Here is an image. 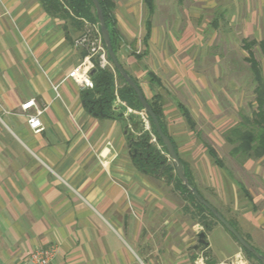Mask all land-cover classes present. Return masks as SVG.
<instances>
[{"label":"crops","instance_id":"0c3cea01","mask_svg":"<svg viewBox=\"0 0 264 264\" xmlns=\"http://www.w3.org/2000/svg\"><path fill=\"white\" fill-rule=\"evenodd\" d=\"M112 1L118 59L147 100H160L191 184L264 255V157L231 155L227 135L243 106L220 42L211 50L220 31L244 30L232 43L264 77V0H152V13L146 0ZM81 32L42 0H0V264H27L53 245L54 264H258L204 213L207 232L174 169L136 165L140 121L125 102L106 117L87 104L93 90L68 78L88 55L75 46ZM31 100L43 111L40 133L22 110Z\"/></svg>","mask_w":264,"mask_h":264},{"label":"trees","instance_id":"16d2710c","mask_svg":"<svg viewBox=\"0 0 264 264\" xmlns=\"http://www.w3.org/2000/svg\"><path fill=\"white\" fill-rule=\"evenodd\" d=\"M42 1L50 12H53L60 16H65L67 19L71 20L73 23H76L81 28H83L85 25L88 24L92 26L97 25L99 27L96 9L91 0H42ZM99 2L104 13L106 25L110 32L113 49L118 57L119 45H118V36L115 28L116 26H115V17H114L115 4L112 0H99ZM146 2L148 3L149 10L152 13V11L154 10V4L152 0H146ZM108 59L112 64L109 56ZM248 63L250 64V68L254 76V81L256 83L255 94H256L257 107L255 111L252 112V117L242 116V122L236 128L232 129L227 135V141L233 146V149L231 151L232 157L237 158L242 162L250 158L260 159L264 157V77L261 66L259 62L255 60L254 57L249 58ZM92 77L95 84V88L93 90V93H89L88 95L99 96L102 101L103 108L111 107V113L113 114V116L115 114H119V112L115 113V111H113V108L117 106V102L119 98L121 101L125 102L130 108L144 112L147 115V117L150 119L149 115L144 111L138 99L137 94L132 89H130V87L125 83V81L120 76V74L115 70V68L101 69L97 67L94 70ZM117 81L123 84L122 88L117 89L116 86ZM147 101L149 102L153 111L157 115L163 132L168 136L164 124L163 106L160 100L158 98H155V100H147ZM87 104H91V103L88 102ZM185 114L187 117H189V121H190V116L188 115V113ZM151 124L153 128V132L156 134L152 121ZM139 128L141 129L142 132L143 127L139 125ZM138 138L139 139L136 140L137 142L135 143H132L131 141L132 146L137 145L138 146L137 149H139V151L142 153L136 158L135 160L136 165L140 168H144V169L149 168L159 171L163 167V164H167L166 158H164L154 148L152 144H151V148L148 149V145H150L149 133L147 132L143 133ZM158 141L164 148V151L167 153V150L164 147L162 141L159 138ZM210 152L212 156L216 159L218 164L224 168L225 164L217 156L216 152L214 150H211ZM177 183L179 188L182 190V192L185 193L188 196L189 200L193 204H195L196 207L199 209V212L201 214L200 216L201 221L205 225L207 232L210 231L211 224L208 223V217L204 213H207L209 217L215 222L217 223L219 222L216 220V218L213 216L211 212H209L204 206H202L196 200V198L189 193V191L181 183L179 178H177ZM244 252L249 260L261 264L251 253L247 252L246 250H244Z\"/></svg>","mask_w":264,"mask_h":264},{"label":"water","instance_id":"95a60500","mask_svg":"<svg viewBox=\"0 0 264 264\" xmlns=\"http://www.w3.org/2000/svg\"><path fill=\"white\" fill-rule=\"evenodd\" d=\"M95 6L98 22H99V28H100V34L103 40V43L105 45V48L107 50L108 56L115 68V70L120 74V76L123 78L125 83L132 89L138 96V99L144 109V111L149 115L155 132L158 136V138L162 141L164 147L167 150L168 157L172 161L171 164H163V167L160 170L159 174H162L167 168L174 169L176 175L178 176L181 183L186 187V189L189 191L190 194H192L196 200L204 206L209 212L213 214V216L216 218V220L222 224L239 242V244L242 246L244 250L251 253L261 264H264V255H262L259 251H257L247 240H245L241 234L232 226L231 223H229L223 215L214 207L212 206L207 200H205L201 194L197 191L195 187L191 184L189 178L186 175V169L183 164V162L180 160L179 155L176 151V148L171 141V139L163 132L160 121L153 111L151 105L147 101L146 97L144 96L141 88L138 86V84L135 82V80L129 75V73L125 70L121 62L119 61L111 42V36L109 29L106 25L104 13L102 10V7L100 5L99 0H91ZM94 73V72H93ZM86 102H89L93 105V108L95 105L99 104L100 111L96 113L97 116L106 117L109 116L111 113V107L103 108L102 101L99 96H91L87 95ZM130 120H132V117H130ZM141 126L140 122L137 123L135 126L136 128ZM129 127L126 129V133H128ZM139 139V138H138ZM137 139V140H138ZM137 142L135 139L132 140V143ZM151 148V144L148 145V149ZM142 153L137 148H132L131 155L133 159H136L139 155ZM200 244L206 245V235L205 233H201L200 236ZM205 264H218L216 260L213 259H207L205 260Z\"/></svg>","mask_w":264,"mask_h":264},{"label":"built area","instance_id":"2783aa9c","mask_svg":"<svg viewBox=\"0 0 264 264\" xmlns=\"http://www.w3.org/2000/svg\"><path fill=\"white\" fill-rule=\"evenodd\" d=\"M86 33L81 38L75 41V46L84 48L88 55L83 61L68 75V78L74 80L82 90H94L95 84L93 81L92 74L94 70L99 67L101 69H114L110 63L107 50L103 43L101 34L94 37V40L91 38L89 33ZM92 46V47H91ZM141 51L138 50L137 54H140ZM54 90L57 92L58 87H54ZM118 102L120 99L118 98ZM35 108L36 113L29 114L28 111ZM22 110L26 113L27 122L31 129L36 133H40L44 130V127L40 121V117L43 114V111L37 108L36 101L31 100L22 106ZM131 114L136 113L132 108L129 109ZM138 118L142 125L144 126L143 133H149L150 135V144L158 146L159 145L158 137L156 134L151 131L150 120L144 112L138 114ZM140 134V136L142 135ZM59 253L57 246L53 245L47 248H42L34 251L30 254L27 264H54V260Z\"/></svg>","mask_w":264,"mask_h":264},{"label":"rangeland","instance_id":"374dc122","mask_svg":"<svg viewBox=\"0 0 264 264\" xmlns=\"http://www.w3.org/2000/svg\"><path fill=\"white\" fill-rule=\"evenodd\" d=\"M90 31L91 38L94 40V37L100 35V30L97 25H85L82 28V32L79 38L84 36L86 33ZM244 30H229L225 29L220 31V33H216L218 36V39L215 41V45L211 50H214L217 52V43L220 42V50L219 52L222 53L223 57L225 58L224 66L226 67V84L232 83L235 84L237 88H239V92L236 91L235 95L236 97H240V100L242 102V115L248 116L250 112L255 111L256 109V94H255V89H256V83L254 81V76L250 68V64H248L245 61V57H247V54L244 53L242 50H240V45L239 44H233L232 40L233 37L236 39H240L241 37L244 36L243 33ZM212 31H210L209 35L211 36ZM242 33V34H241ZM216 36V35H215ZM217 38V37H216ZM224 41V42H223ZM231 42V43H230ZM223 43H225L223 45ZM92 47V46H91ZM258 57V59L263 58L262 52L260 49H256L254 52ZM221 63V64H222ZM234 95V93H232ZM134 110V109H133ZM136 113H133L134 116H139L138 114L142 111H137L135 110ZM139 119V118H138ZM150 120V119H149ZM140 121V120H139ZM141 126L144 128L142 123L140 122ZM151 124V121H150ZM151 131L153 132L152 124H151ZM142 134V132H141ZM155 134V133H154ZM140 137V134H139ZM151 139V138H150ZM149 139V143H150ZM161 146V149L158 148L157 146V151L164 157L166 158L167 164H171L172 161L168 157V154L164 151V148L162 145L159 143ZM161 170V169H160ZM160 170L158 171L160 173ZM175 172V170H174Z\"/></svg>","mask_w":264,"mask_h":264}]
</instances>
